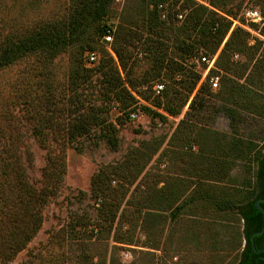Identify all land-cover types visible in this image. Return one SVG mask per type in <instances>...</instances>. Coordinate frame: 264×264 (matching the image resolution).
I'll use <instances>...</instances> for the list:
<instances>
[{
    "label": "trees",
    "instance_id": "16d2710c",
    "mask_svg": "<svg viewBox=\"0 0 264 264\" xmlns=\"http://www.w3.org/2000/svg\"><path fill=\"white\" fill-rule=\"evenodd\" d=\"M113 1L72 0L66 18L20 34L9 32L0 41V72L34 59L21 89L12 91L11 101L46 152L42 179L36 185L27 173L31 153L24 149L22 159L18 139L11 135L7 142L0 143V264H11L39 232L43 211L63 184L67 149L79 151V141L89 139L95 145L104 141L116 150L118 129L131 114L142 111L166 121L161 112L177 117L188 105L183 124L191 113L199 116L209 106L206 100L210 97L223 102L221 110L234 135L216 145L215 155L206 164L204 160L195 164L198 178L187 201L210 204L219 213L237 214L242 221L243 244L239 245L242 248L236 264H264V233L250 239L264 223L262 212L255 207L257 200L264 199V139L257 144L238 135L235 128L240 113L264 118V44L256 40L250 45V34L239 25L232 27L237 22L235 0H209L207 6L198 2L203 0H143L147 7L137 22L112 29L108 15ZM258 2L263 4L264 15V0ZM160 4L165 9L175 4L179 10L173 14L169 10L167 20H162L157 8ZM178 14L183 19L176 25ZM107 31L113 36L110 49L114 56L104 50L92 68H87L82 59L74 60L65 83L55 78L50 65L57 56L75 47L94 52L95 38H103ZM215 54V69L209 75L221 77L219 88L212 91L209 78L200 83L202 72L188 60L212 58ZM236 55L246 59L238 68L233 60ZM94 78L95 95L89 89ZM157 83L164 85L160 96L153 91ZM136 97L145 104L139 105ZM112 108L120 114L114 121L109 118ZM237 159L253 165L252 182L221 190L202 184V175L229 179L225 169ZM110 176L106 169H100L91 177L90 195L99 204L98 219L83 225L79 219L72 221L74 224L66 226V239L88 229L92 233L113 232L116 243H135L134 232L125 236L119 232L126 216L125 207L121 210L125 194L113 192ZM174 195L161 188L157 194L153 192L148 199L133 204L130 215L143 220V216H153L156 211L184 209L183 202L173 206ZM260 206L264 210V203Z\"/></svg>",
    "mask_w": 264,
    "mask_h": 264
},
{
    "label": "rangeland",
    "instance_id": "374dc122",
    "mask_svg": "<svg viewBox=\"0 0 264 264\" xmlns=\"http://www.w3.org/2000/svg\"><path fill=\"white\" fill-rule=\"evenodd\" d=\"M208 1L198 2L207 6ZM71 4L72 0H0V41L9 32L20 34L43 23L66 18ZM233 4L236 21L250 34L249 44L259 40L263 45V4L258 0H235ZM145 5L147 7L143 0H114L108 23L115 29L117 25L137 22ZM249 8L256 9L262 21L246 20L243 12ZM169 10L173 14L179 9L172 4L166 7L167 14H170ZM177 20L175 24L179 25L181 20ZM95 43L97 60L104 50L113 55L111 43L107 44L104 38H95ZM87 53L81 47L61 53L50 65L52 74L65 83L73 61L78 59H82L87 68H92L98 61L88 64ZM238 56V59L233 58L235 68L246 60L245 56ZM188 61L197 71L203 72L197 63L198 57ZM31 64H35L33 58L0 72V143L7 142L11 135L18 139L22 159L24 149L31 153L32 164L27 173L31 182L38 185L46 152L31 135L28 124L20 118L17 106L11 101L12 91L21 89L24 74L32 69ZM94 83L95 78L89 88L93 95L97 90ZM136 98L139 105L145 104ZM261 98L264 99V91ZM206 102L209 106L199 116L191 113L183 124L181 120L188 105L177 117L159 111L166 116V121L142 111L135 113V118L119 127L116 150L110 149L104 141L95 145L89 139L79 141V151L72 147L67 149L66 174L58 195L45 207L39 232L11 264H236L242 248L239 245L243 244L240 242L242 221L239 216L219 213L210 204L187 201L198 178L195 164L203 160L206 164L207 159L215 155L216 145L234 135L229 119L221 110L223 102L216 97H210ZM119 115L112 108L109 118L114 121ZM239 115L235 124L238 135L261 144L264 118ZM100 169L110 173L109 186L113 192L125 194L121 210L125 207L126 216L119 232L124 236L134 232L135 243L131 245L114 242L113 232L92 233L87 229L84 233L83 227L81 234L66 239V226L74 224L72 221L79 219L83 225L98 219L99 204L90 195V181ZM252 170V164L237 159L225 169L229 179L216 176L209 179L202 175L201 180L202 184L216 190L237 187L248 180L252 182ZM161 188L173 195L177 193L171 200L173 206L183 202L184 209L156 211L153 216H143V220L130 215L133 204L143 202Z\"/></svg>",
    "mask_w": 264,
    "mask_h": 264
},
{
    "label": "built area",
    "instance_id": "2783aa9c",
    "mask_svg": "<svg viewBox=\"0 0 264 264\" xmlns=\"http://www.w3.org/2000/svg\"><path fill=\"white\" fill-rule=\"evenodd\" d=\"M158 11L160 12V16L162 20H167L168 18V14L166 13V9H165V5L160 4L158 5ZM243 16L246 20L252 21V22H260L262 21V17L259 14V12L256 9H245L243 12ZM177 18L179 20L183 19V15L182 14H178ZM235 24L237 22H234ZM235 24L233 25V27L235 26ZM238 24V23H237ZM240 27H243L242 25L238 24ZM105 39V41L107 43L112 42V35L110 34L109 31H107V34L103 37ZM86 58L88 61V64H93L97 61V54L95 52H89L86 54ZM235 59H238V56H234ZM217 59V54H215L212 58L209 57H201L200 60L197 61L198 65L201 66L203 68V72H202V77L200 80V83L205 81L207 78L209 85L211 87V89L213 91L217 90L219 88V83H220V76L218 74H213V75H209L210 71L212 69H215V62ZM164 89V85L157 83L153 86V91L154 94L157 96H160L162 91ZM136 114L133 113L130 115V118H135Z\"/></svg>",
    "mask_w": 264,
    "mask_h": 264
},
{
    "label": "water",
    "instance_id": "95a60500",
    "mask_svg": "<svg viewBox=\"0 0 264 264\" xmlns=\"http://www.w3.org/2000/svg\"><path fill=\"white\" fill-rule=\"evenodd\" d=\"M261 203H264V199H259V200H257L256 202H255V207L258 209V210H260L261 212H262V214H263V218H264V210L262 209V207L260 206V204ZM264 233V223H263V228H262V230L260 231V232H256V233H254L252 236H251V241H253V238L255 237V236H260V235H262Z\"/></svg>",
    "mask_w": 264,
    "mask_h": 264
}]
</instances>
